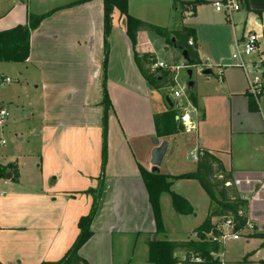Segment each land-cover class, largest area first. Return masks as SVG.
Listing matches in <instances>:
<instances>
[{"label":"crops","instance_id":"crops-1","mask_svg":"<svg viewBox=\"0 0 264 264\" xmlns=\"http://www.w3.org/2000/svg\"><path fill=\"white\" fill-rule=\"evenodd\" d=\"M213 2L182 5V13H189L187 20L180 27L164 26L196 31L201 66L193 67L197 105L189 117L195 128L185 126L182 132L161 135L156 117L174 107L167 96L174 105L175 101L166 94L167 87L157 88L144 78L135 58L150 51L155 61L181 64L185 61L181 50L148 30L138 32L134 43L125 16L116 8L105 69V0H0V31L24 25L30 14L51 13L32 32L29 58L23 63L8 61L21 76L24 70H33L42 128L37 131L41 133L38 170L32 168L27 175L22 163L13 161L18 179L14 174L11 179L0 178V264L62 260L80 234L81 217L90 214L97 198L92 235L78 251L90 264H154L151 241L171 240L167 235L172 230L187 228L194 236L191 240H197L194 230L211 203L195 179L170 178L172 191L186 198L194 212L178 214L171 194L163 193L159 232L142 174L153 172V138L166 145L158 166L162 175L196 172L197 162L189 154L200 147L221 159L249 202L245 213L252 228L241 232L247 237L233 241L236 244L229 249L222 244L217 256L228 264L235 251L242 255L238 263L263 264L264 239L253 235L264 233V109L261 104L258 111L250 109L248 76L231 56L235 43L255 32L259 49L250 60L264 63V0H241V9L231 18L215 11ZM131 8L130 0L133 14ZM203 68H211L213 74H201ZM158 70L160 75L166 71ZM104 83L111 102L105 136ZM219 219L213 218V223Z\"/></svg>","mask_w":264,"mask_h":264},{"label":"trees","instance_id":"trees-1","mask_svg":"<svg viewBox=\"0 0 264 264\" xmlns=\"http://www.w3.org/2000/svg\"><path fill=\"white\" fill-rule=\"evenodd\" d=\"M85 2L92 0H84ZM205 0H195L183 2L193 7L201 4ZM182 4V5H183ZM118 9L120 14L126 18L127 32L130 34L133 42L136 43L137 33L145 30L154 31L161 37H164L168 44L173 45L172 38L176 39L178 48L187 49L191 56L192 65L194 67L201 66L199 57V47L197 33L193 28L183 26L179 30H169L165 27H159L149 22H144L141 19L129 13V0H105L104 15H105V34H106V56L104 60V67L107 68V61L109 56L108 38L111 34V26L113 21V11ZM51 13L35 15L30 14L27 23L18 25L7 30L0 31V63L1 62H25L30 54V45L32 32L36 30L43 18ZM193 40V44H189V40ZM136 63L139 66L144 78L152 83L157 88H164L168 86H175L177 83L174 81L173 76L165 71L162 75L159 74L158 69L152 66L155 62V56L152 52L146 51L143 55H136ZM186 65H189L186 63ZM0 75H3L0 73ZM264 80V73L262 74ZM105 84V83H104ZM264 96V88L256 96L249 93L250 109L255 111L259 110L260 97ZM190 99L194 106L197 105V99L193 92L190 93ZM104 110V128L103 134L105 136L107 127V116L111 102L109 101L106 84L104 88L103 99ZM177 112L175 108H170L163 114L158 115L157 130L161 135L176 134L185 129L182 121L177 120ZM199 152V159L197 161V171L188 173L181 176L170 177L169 175H162L156 172H148L143 170L142 174L150 192V199L154 205L156 219L159 222V232L163 229L160 221V204L159 200L163 193L169 192L172 197L174 208L180 215L191 214L194 208L186 198H183L176 192L172 191L170 178L173 179H195L200 185L204 187L210 198V209L208 215L203 223L195 228L197 240L185 241H164L161 239L152 240L150 243V260L154 264H223L220 257L217 256L220 250L219 241L222 230L220 225L226 219H233L235 223V231L243 232L247 228L249 219L245 213V209L249 202L242 197L239 192L238 186L231 172L227 171L223 162L219 157L214 155L211 151L200 147L197 149ZM104 159L103 166L106 162V142L103 147ZM10 170L14 174L13 178L18 179L19 173L17 171V163L10 162L7 165L0 164V178L6 177L4 171ZM97 200L93 204V209L90 214L82 216L79 221L80 234L76 239V243L66 253L60 261H47L42 264H90L85 258H81L78 254L79 249L92 235L91 225L92 220L97 211ZM217 224L213 223V218H219ZM255 237L264 239V233L254 234ZM177 253H184L185 259L180 258ZM249 255L244 258L247 261ZM197 259H200L199 261ZM264 264V261H262Z\"/></svg>","mask_w":264,"mask_h":264},{"label":"rangeland","instance_id":"rangeland-1","mask_svg":"<svg viewBox=\"0 0 264 264\" xmlns=\"http://www.w3.org/2000/svg\"><path fill=\"white\" fill-rule=\"evenodd\" d=\"M188 1L195 0H131V10L133 14L141 16L143 18L142 21L145 20L146 22L159 27L163 28L164 26H172L173 24L180 27V23L186 21L189 17L188 12L185 11L186 15L182 13V4L183 2ZM202 11H208V8L205 6ZM160 49L161 52L164 51V48L163 50L162 48ZM172 61L173 60H171V62ZM173 63L175 62L173 61ZM19 64L20 65L18 66L25 68L24 64ZM254 64H256L261 71L259 74L262 80L259 90V92H261L264 88V80L262 78V74L264 73V63L254 62ZM13 68L14 67L10 62L0 63L1 73L12 78V82L0 87V108L5 107L10 110V116L7 119V122L3 126H0V163L8 164L13 161L22 163L23 172L27 175H31V169L38 170V165L40 164L39 153L41 133L38 134L37 131L41 132L42 123L39 110L40 99L39 90L37 89L38 82H36V77L32 69H30V71L24 70V76H21L20 72ZM192 69L195 70L193 67ZM188 70L189 66L187 68H182L179 71L177 82L188 83V80L190 79ZM246 75L248 76L249 81L248 87H250V80L255 73L251 71L249 75L247 73ZM191 79L194 81L193 76ZM175 87L176 85L168 86L166 94L173 97L175 101L174 108L177 113H180L177 109V105L178 103H182L181 100H185V98L182 97V99H178L174 97L173 91ZM259 92H257V94ZM190 93L191 91H188L189 95ZM260 98L261 102H259V104H261V107L264 109V96H261ZM4 173L5 175H8L12 172L8 169L4 171ZM167 236L171 240L178 241L191 240L194 238L187 228H185V230H172ZM240 236L241 238L247 237L242 234ZM233 241L235 240L226 241L225 243L221 242L220 245L226 244V248L229 249L236 244V242ZM240 243L246 245L245 241H240ZM134 256H136V258L143 257L142 254H135ZM241 256L240 252H231L227 258L230 260L228 264H237L239 260H241ZM242 263L243 262L238 264ZM132 264H137V262Z\"/></svg>","mask_w":264,"mask_h":264},{"label":"built area","instance_id":"built-area-1","mask_svg":"<svg viewBox=\"0 0 264 264\" xmlns=\"http://www.w3.org/2000/svg\"><path fill=\"white\" fill-rule=\"evenodd\" d=\"M212 5L215 11L224 13L231 18V16H233L236 11L241 9V0H214ZM259 40L260 37L257 33L249 32L243 41L235 43L236 47L231 56L233 64L244 69L248 75L251 71L255 73L253 78L250 80V87L248 89V92L250 94H254L255 96L257 95V92H259L262 83L261 76H259L261 71L259 67L250 60V56L258 51ZM189 44H193L192 39L189 40ZM152 66L154 69L166 70L173 76L174 81L177 83L173 91L174 97L178 99H182V97L185 98V100H181L182 103H178L177 105V109L180 111V113H177L176 115L177 120L182 121L188 130L194 129L195 127L192 124L191 117H189V112H196V108L190 99V95L188 94V83L177 82L179 71L182 68H187L189 65H186V61L182 62L181 64H176L157 60ZM10 82H12V78L10 76L7 77L5 75H0V87L8 85ZM9 116L10 110L5 107H1L0 126H3L7 122ZM189 158L192 161L197 162L199 159V152L197 150H192L189 154ZM220 228L222 233L220 235L219 241L221 242L225 243L226 241L237 240L241 238V232L235 231V223L233 219H226L220 225ZM247 228H252L249 221L247 223ZM197 260L199 261L200 259Z\"/></svg>","mask_w":264,"mask_h":264},{"label":"water","instance_id":"water-1","mask_svg":"<svg viewBox=\"0 0 264 264\" xmlns=\"http://www.w3.org/2000/svg\"><path fill=\"white\" fill-rule=\"evenodd\" d=\"M172 43L174 45L175 48L181 50V53H182V57L183 59L186 61V63L189 64V70H188V75H189V80H188V87H189V91H193V88L195 86V82L191 79L192 76H193V69L192 67H194V65H192V60H191V56L189 54V51L187 49H183V48H178L177 45H176V39L175 38H172ZM201 74L209 77L213 74V71L211 68H203L201 70ZM166 100L169 102V104L171 105V107L174 106L172 100H170V97L167 96L166 97ZM153 142L154 144L156 145V147L154 148V150L152 151L153 152V158L151 160V163L153 165L152 169H153V172H157V173H160V169H159V164L162 160V157L164 155V150L166 148V145L165 143H161L159 142V140L157 138H153ZM11 176H12V173H9L7 175V178L8 179H11Z\"/></svg>","mask_w":264,"mask_h":264}]
</instances>
